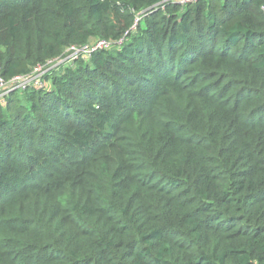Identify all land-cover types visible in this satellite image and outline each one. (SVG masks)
<instances>
[{
    "label": "trees",
    "instance_id": "1",
    "mask_svg": "<svg viewBox=\"0 0 264 264\" xmlns=\"http://www.w3.org/2000/svg\"><path fill=\"white\" fill-rule=\"evenodd\" d=\"M38 66L0 264H264V0H0V92Z\"/></svg>",
    "mask_w": 264,
    "mask_h": 264
},
{
    "label": "built area",
    "instance_id": "2",
    "mask_svg": "<svg viewBox=\"0 0 264 264\" xmlns=\"http://www.w3.org/2000/svg\"><path fill=\"white\" fill-rule=\"evenodd\" d=\"M170 2H174L177 3L179 5H186L190 2H195L197 0H168ZM101 46H106L105 42H99L97 44V47H101ZM80 51V50H79ZM83 51L85 52L86 50L83 49ZM76 53V52H74ZM49 69V68H48ZM46 68H43L41 66L35 67L33 72L30 75L27 76H19L16 77L14 79H12L8 84V89L1 91L0 92V96H2L3 94L7 93V91H10L12 89H16V88H23L25 86H36V85H42L41 83V76L48 70Z\"/></svg>",
    "mask_w": 264,
    "mask_h": 264
},
{
    "label": "rangeland",
    "instance_id": "3",
    "mask_svg": "<svg viewBox=\"0 0 264 264\" xmlns=\"http://www.w3.org/2000/svg\"><path fill=\"white\" fill-rule=\"evenodd\" d=\"M74 52H76L77 54L79 53V50H75ZM73 52V53H74ZM84 52V51H83ZM55 64H57V63H54V64H52V65H55Z\"/></svg>",
    "mask_w": 264,
    "mask_h": 264
}]
</instances>
